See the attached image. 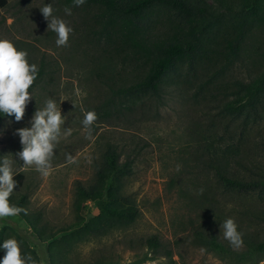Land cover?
Instances as JSON below:
<instances>
[{
	"label": "rangeland",
	"instance_id": "374dc122",
	"mask_svg": "<svg viewBox=\"0 0 264 264\" xmlns=\"http://www.w3.org/2000/svg\"><path fill=\"white\" fill-rule=\"evenodd\" d=\"M206 1L215 11L224 9L216 0ZM48 3L54 9L53 14L72 29L65 47L56 45V34L47 29V21L39 10ZM64 9L56 0H7L6 6L0 7V38L11 41L17 50L26 51L29 64L37 65L38 69L43 67V73L29 90L32 98L23 119L17 122L14 115L0 117V156L13 157L14 174L21 171L26 176L21 189L11 194L10 204L23 198L20 207L26 209L41 242L49 247L52 264H86L100 256L111 264H232L230 259L195 245L186 237L204 213L199 206V183L207 179L215 182L218 178L211 167L198 162L197 155H205L198 147H213L214 131L219 135L216 141H222L229 115L215 100L210 104L196 103L187 91L183 69L178 64L164 76L162 93L132 97L133 102H138L134 112L119 119H97L91 134H86L82 124L84 111L99 101L102 86L81 59L87 42L79 40L80 14L71 10V15H67ZM229 18L223 16L210 35L217 34ZM249 66L237 62L226 77L247 79ZM48 97L60 104L66 119L50 174L44 176L34 166L25 170L16 155L22 145L15 130L31 127L36 108L43 107ZM231 124L238 126L237 132L240 126L245 127V133L248 131L245 148L250 156L246 162L254 158L259 166H264V121L249 117L245 122L238 115L231 118ZM113 147L128 164V172L118 181L114 202L118 206H133L136 209L133 219L101 214L95 200L87 199L78 206L75 203L78 184L86 187L101 184L99 171L107 173L105 155ZM68 155L77 162L68 163ZM177 164L181 165L179 172ZM247 198L251 202L258 200L260 207L264 205V192L249 194ZM32 226L20 215L0 219V245L14 238L22 248V235ZM251 228L262 235L264 221ZM149 234L157 235L167 244L168 255L150 257L152 252L143 245V238ZM3 250L0 247V254ZM42 251L39 244L31 242L21 253L38 260ZM145 256L149 257L136 262ZM258 264H264V256Z\"/></svg>",
	"mask_w": 264,
	"mask_h": 264
},
{
	"label": "trees",
	"instance_id": "16d2710c",
	"mask_svg": "<svg viewBox=\"0 0 264 264\" xmlns=\"http://www.w3.org/2000/svg\"><path fill=\"white\" fill-rule=\"evenodd\" d=\"M216 1L223 10L215 11L206 0H85L82 6H73V0L56 3L80 14L79 40L87 42L81 47V59L102 86L99 101L89 108L95 111L97 119L122 118L137 108L138 102H133L132 97L162 93L164 76L178 64L183 69L187 91L196 103L210 104L215 100L222 105L221 110L230 117L226 116L222 141H216L219 135L214 131L213 147L200 145L198 148L205 155H197L198 162L211 167L218 178L215 182L207 179L199 183V206L204 213L186 237L193 244L230 259L232 264H258L264 256V232L261 235L251 227L264 221V205L260 207L258 200L245 199L249 194L264 192V170L259 171L264 166H259L254 158L246 162L250 156L245 148L248 131L245 133V127L240 126L237 132L238 126H232L231 118L242 115L245 122L249 117L264 121V0ZM6 4L7 0H0V7ZM225 15L229 20L217 34L210 35ZM237 62L250 65L247 79L226 77ZM42 73L40 66L35 81ZM121 155L117 148L108 149L107 173L99 171L102 182L97 187L77 185V206L91 199L97 202L101 214L135 218L133 206H118L114 202L118 181L128 172L127 160L122 161ZM25 178L24 172L14 174V190L21 189ZM22 200L20 197L11 205L20 207ZM19 215L32 226L24 212ZM229 217L234 218L242 234L243 246L239 249L230 246L220 228ZM244 220L249 223L244 224ZM25 231L21 252L31 242L39 244L43 256L38 254L37 264H52L49 247L41 242L36 228ZM143 243L152 252L151 258L170 252L155 234L147 235ZM3 255L4 250L0 258ZM86 264L111 262L100 256Z\"/></svg>",
	"mask_w": 264,
	"mask_h": 264
},
{
	"label": "clouds",
	"instance_id": "9594fccd",
	"mask_svg": "<svg viewBox=\"0 0 264 264\" xmlns=\"http://www.w3.org/2000/svg\"><path fill=\"white\" fill-rule=\"evenodd\" d=\"M84 3L85 0H73V6H82ZM39 10L47 21V29L56 34V45L67 46L72 32L71 27L65 20L53 14L51 4H44ZM64 11L71 15V7H65ZM38 71L37 65L29 64L26 51L17 50L11 41L0 38V114L14 115L17 122L23 119L26 105L32 98L29 89L37 78ZM65 119L61 114L60 104L48 97L43 107L36 108L30 121L31 127L15 130L22 145V149L16 155L23 161L25 170L34 166L42 175L50 174L51 160L61 138ZM96 120L97 114L94 110L84 111L82 124L86 134H91L92 125ZM67 160L68 163L77 162L71 155L67 156ZM14 162L13 157L0 156V219L14 217L21 212L26 214V209L11 205L9 202L16 187ZM176 170L179 172L181 165L177 164ZM220 228L223 229V237L230 246L234 249L243 246L242 234L238 231L234 218H226ZM0 247L4 249L0 264H37L31 255H22L19 243L14 238L4 240Z\"/></svg>",
	"mask_w": 264,
	"mask_h": 264
}]
</instances>
